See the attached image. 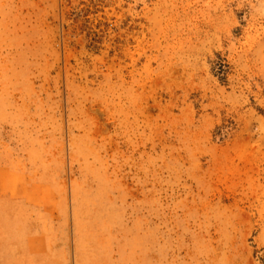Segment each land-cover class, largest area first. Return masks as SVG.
<instances>
[{
    "label": "rangeland",
    "instance_id": "1",
    "mask_svg": "<svg viewBox=\"0 0 264 264\" xmlns=\"http://www.w3.org/2000/svg\"><path fill=\"white\" fill-rule=\"evenodd\" d=\"M0 264H264V0H0Z\"/></svg>",
    "mask_w": 264,
    "mask_h": 264
}]
</instances>
